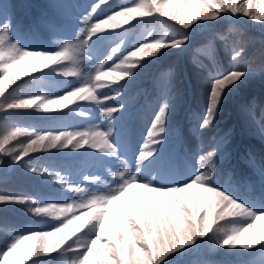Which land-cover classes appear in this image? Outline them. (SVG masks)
<instances>
[{
	"label": "snow or ice",
	"instance_id": "1",
	"mask_svg": "<svg viewBox=\"0 0 264 264\" xmlns=\"http://www.w3.org/2000/svg\"><path fill=\"white\" fill-rule=\"evenodd\" d=\"M106 2L99 0V4H93L84 17L90 27L80 29L75 41L64 40L56 51L29 50L14 16L0 12V113L21 110L61 113L63 109L72 111L79 101H93L99 106L101 116L110 123L107 131L99 130V125L84 131L12 126L0 134V154L11 156L13 162H21L31 153L88 145L98 149L103 156L113 157L122 163L120 170L110 172L116 186H109L106 192H89L79 183L62 182L64 188L81 194L82 199L75 210L72 203H49L25 193L0 192V205H24L35 216L55 217L59 225L51 227L50 231L28 230V234L13 236L10 242L0 247V264H26L27 261L38 264L35 258L65 251L73 256L66 264H171L173 254H182L212 236L216 237L217 246L237 252L239 249H264V230L259 236L253 234L255 221L264 220V164L257 166L252 161L261 181L258 198L252 201L216 182L213 161L223 151L226 137L217 140L211 151L198 157L197 164L203 165L207 161L206 166L175 172L162 148L167 143L168 117L175 108V96L169 82L157 100L158 110L147 133L149 143L134 156L133 171L129 162L122 159L126 147L122 129L111 126L125 105L107 104L121 95L120 82L126 83L127 78H134L150 60L158 59L166 50H183L190 44L189 32L198 21H216L222 13H231L233 16L242 14L264 24V0H245L240 6L237 0H131L132 6L119 5L118 10L105 19L91 23L100 5ZM190 4L195 6L189 9ZM153 14L180 25L177 29L179 35L164 31L163 35L132 45L117 64L107 71L101 70L115 53L123 51L117 45L107 60L94 66V75L83 71L82 65L88 61L86 53L95 44L93 36L99 39L101 33L114 32L134 20ZM242 51H232L230 67L225 71L217 63L214 49H210L208 55L212 67L203 78L206 105L203 113L196 115L198 129L203 130L213 124L225 98L246 82L250 73L247 69L241 70L238 64ZM25 61L30 72L12 71ZM64 61H71L72 67L65 68ZM57 67L63 76L79 78L82 86L74 87L63 95L51 94L54 98L36 94H27L23 98L13 95L21 87L17 82L22 76L38 69L54 71ZM113 85L116 86L113 96L99 91ZM260 131L264 136V127ZM18 137H25L27 142L20 143ZM12 141H16V147L11 146ZM98 160L103 163V157ZM31 171L36 173L40 170L33 167ZM43 172L47 169H43L41 174ZM83 180L97 183L99 177L85 175ZM85 208L94 211L85 212ZM65 212L71 216L61 218ZM219 221H226L232 227L228 230L220 228ZM244 224L246 226H240ZM72 225L75 226L70 228ZM25 241L31 243L24 245Z\"/></svg>",
	"mask_w": 264,
	"mask_h": 264
},
{
	"label": "trees",
	"instance_id": "2",
	"mask_svg": "<svg viewBox=\"0 0 264 264\" xmlns=\"http://www.w3.org/2000/svg\"><path fill=\"white\" fill-rule=\"evenodd\" d=\"M241 3L242 0H237L238 6ZM93 4H99V0H0V12L14 16L29 50L56 51L64 40L75 41L80 29L90 27L84 17ZM119 5L132 6L131 0H107L93 15L91 23L105 19L118 10ZM53 25L56 27L53 28ZM177 29H180V25L174 21L153 14L134 20L114 32L101 33L99 39L93 36L95 44L86 53L88 61L82 65V69L94 75V66L107 60L109 53L120 45L123 51L115 53L101 69L107 71L126 55L127 50H131L132 45L163 35L164 31L179 35ZM189 35L191 43L183 50H166L158 59L150 60L134 78H127L126 83L121 81V95L107 102L108 106L125 105L111 125L122 129L126 145L122 156L135 170L134 156L143 145L149 143L147 133L158 110V97L170 82L175 108L168 117L167 143L162 148L171 168L183 173L189 167L206 166L207 161L203 165L197 164L198 157L211 151L217 140L226 137L223 151L213 161L216 165V182L241 198L255 200L261 190V181L252 167V161L257 166L264 164V136L260 131L264 127V25L253 24L242 14L233 16L222 13L216 21H198ZM210 49H214L217 63L225 71L230 67L232 51L243 49L238 64L241 70L247 69L250 74L239 89L225 98L214 123L200 130L196 115L202 114L206 105L203 78L212 67L208 55ZM63 64L65 68L72 67L71 61H64ZM18 70L30 72L28 62H23L12 71ZM81 82L77 77L63 76L58 67L54 71L38 69L21 77L17 82L21 87L13 95L23 98L27 94H36L54 98L51 94L63 95L74 87H80ZM115 87L106 86L99 91L113 96ZM89 110L86 101H79L72 111L63 109L61 113L45 114L34 110L0 113V134L12 126L79 131L85 125ZM98 122L103 131H107L110 123L100 113ZM17 139L20 143L27 142L25 137ZM10 144L17 146L16 141ZM96 153L97 149L88 145L81 148L70 146L31 153L21 162H13L11 156L0 154V192L25 193L45 202L62 197L61 193L66 190L62 182L72 183L80 168L95 160ZM33 167L40 171L32 172ZM43 169H47V172L41 174ZM231 225L226 221L218 223L225 230L230 229ZM55 226H59L55 217L35 216L24 205H0V247L17 234L24 235L28 230L50 231ZM215 241V236L205 238L190 250L173 254L171 264H264L262 248L239 249L237 252L235 249L221 248ZM71 257L72 253L65 251L35 259L38 264H65L64 259ZM26 264H31V261Z\"/></svg>",
	"mask_w": 264,
	"mask_h": 264
},
{
	"label": "rangeland",
	"instance_id": "3",
	"mask_svg": "<svg viewBox=\"0 0 264 264\" xmlns=\"http://www.w3.org/2000/svg\"><path fill=\"white\" fill-rule=\"evenodd\" d=\"M245 3V0H242L241 5ZM191 6H193V4L189 5V9L191 8ZM245 17V16H243ZM247 20L251 21L253 24L256 25H264L261 24L260 22H256V21H252L250 18L245 17ZM88 74V73H87ZM81 86H82V82H81ZM86 103L89 105L90 110L88 111V113L85 116V125L84 127L79 130V131H84L87 129H94V126L99 125L98 122V117H99V106L96 105L93 101H86ZM99 130L103 131V129L101 128V126L99 125ZM103 157V163H100L98 158ZM122 167V163L121 161H117L115 158L113 157H106L103 156L102 153L99 152V150L97 149V153H96V159L94 161L91 162H87L86 164H84L79 172L77 173V177L72 181V183H79L81 184L82 187H85L89 190V192H106L109 188V186L111 187H115V183H113V177L111 176L110 172L112 171H117L120 170V168ZM85 175L88 176H96L99 177V182L97 183H92L90 181H84L83 177ZM62 197H55L51 200H49V203H72L73 204V208L74 210L77 209V206L79 205L82 197L81 194L76 193L75 191L72 190H68L66 189L65 191H63L62 193ZM83 211L85 212H92L94 211V209L92 208H85L83 209ZM77 214L79 215L80 212L77 210ZM64 215H68L69 217L71 216L70 213H62L61 214V218ZM251 222V221H249ZM241 227L246 226V224L244 225H240ZM264 226V220H259V221H255L254 224V228H253V234L255 236H259L261 231H262V227ZM232 227V225H231ZM28 234V233H25ZM31 241H25L24 245H28L30 244ZM22 245V247L24 246ZM73 258V256L71 258H69L68 260L64 259V263L66 264L67 261L71 260Z\"/></svg>",
	"mask_w": 264,
	"mask_h": 264
}]
</instances>
